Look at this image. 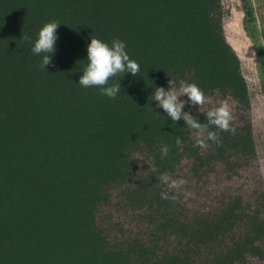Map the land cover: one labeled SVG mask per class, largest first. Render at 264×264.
<instances>
[{
    "label": "trees",
    "instance_id": "1",
    "mask_svg": "<svg viewBox=\"0 0 264 264\" xmlns=\"http://www.w3.org/2000/svg\"><path fill=\"white\" fill-rule=\"evenodd\" d=\"M221 15L220 0H0V264L264 262V176ZM53 21L42 68L32 46ZM91 37L140 65L109 80L115 99L78 83ZM169 80L203 91L202 108L179 97L201 123L226 103L235 135L210 126L220 145L196 146L152 100Z\"/></svg>",
    "mask_w": 264,
    "mask_h": 264
},
{
    "label": "clouds",
    "instance_id": "2",
    "mask_svg": "<svg viewBox=\"0 0 264 264\" xmlns=\"http://www.w3.org/2000/svg\"><path fill=\"white\" fill-rule=\"evenodd\" d=\"M59 24L55 21L44 24L32 46L34 54L42 55V68L51 63L50 54L55 51L56 32ZM23 40L29 42L31 37L24 35ZM125 49V43L119 39L112 40L109 45L100 39L91 37L90 43L87 45L88 63L82 72L83 74L79 77L78 83L84 88L96 87L100 90V94L115 99L117 94L121 92V86L118 82L109 86V80L116 76H119L120 79L125 73L136 76L141 70L140 65L130 59ZM182 95L187 96V103L192 106L202 108L206 103L203 91L195 83L184 80L179 81L178 88L175 81L169 80L167 91L163 87H156L152 100L157 102V107L162 108L172 122L175 123L183 119L187 128L195 133L196 146L207 148L208 141L220 145L219 134L210 130V126L235 135L236 130L231 126L233 117L226 103L209 109L206 112L207 123H201L197 118L183 110L186 101L179 99ZM176 143H181L179 138H177ZM168 151L167 145L162 146V155H167ZM152 170L155 172V167ZM172 186L170 185V187ZM162 198L175 199L174 196L169 197L167 193H162Z\"/></svg>",
    "mask_w": 264,
    "mask_h": 264
},
{
    "label": "rangeland",
    "instance_id": "3",
    "mask_svg": "<svg viewBox=\"0 0 264 264\" xmlns=\"http://www.w3.org/2000/svg\"><path fill=\"white\" fill-rule=\"evenodd\" d=\"M220 6L224 38L237 57L238 69L247 86L257 161L264 176V19L260 0H220ZM176 183L180 188V181ZM113 210L111 206L113 221L119 218L124 224L130 222L126 215Z\"/></svg>",
    "mask_w": 264,
    "mask_h": 264
}]
</instances>
